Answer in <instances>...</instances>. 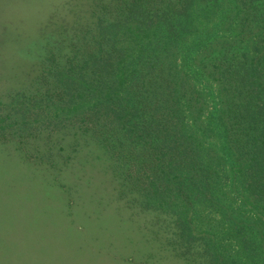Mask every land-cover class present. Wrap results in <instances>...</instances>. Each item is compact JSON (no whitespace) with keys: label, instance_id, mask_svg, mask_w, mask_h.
Returning <instances> with one entry per match:
<instances>
[{"label":"trees","instance_id":"16d2710c","mask_svg":"<svg viewBox=\"0 0 264 264\" xmlns=\"http://www.w3.org/2000/svg\"><path fill=\"white\" fill-rule=\"evenodd\" d=\"M94 8L72 49H51L23 134L73 140L89 172L100 162L119 199L173 219L206 264H264V0Z\"/></svg>","mask_w":264,"mask_h":264},{"label":"rangeland","instance_id":"374dc122","mask_svg":"<svg viewBox=\"0 0 264 264\" xmlns=\"http://www.w3.org/2000/svg\"><path fill=\"white\" fill-rule=\"evenodd\" d=\"M99 1L0 0V264H206L173 219L119 199L100 162L89 172L73 140L23 134L20 106L51 49H72Z\"/></svg>","mask_w":264,"mask_h":264}]
</instances>
